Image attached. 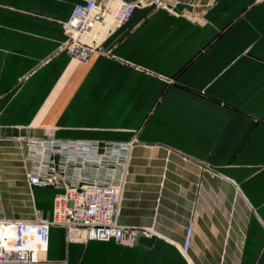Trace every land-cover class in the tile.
Returning <instances> with one entry per match:
<instances>
[{"label":"crops","instance_id":"1","mask_svg":"<svg viewBox=\"0 0 264 264\" xmlns=\"http://www.w3.org/2000/svg\"><path fill=\"white\" fill-rule=\"evenodd\" d=\"M81 1L0 0V220L30 218L29 200L49 218L60 192L25 187L17 138L133 141L117 223L155 235L50 227L46 262L264 264V0H140L86 63L59 50Z\"/></svg>","mask_w":264,"mask_h":264},{"label":"built area","instance_id":"2","mask_svg":"<svg viewBox=\"0 0 264 264\" xmlns=\"http://www.w3.org/2000/svg\"><path fill=\"white\" fill-rule=\"evenodd\" d=\"M155 8L167 10L163 0H152ZM145 3L125 0H82L61 23L65 37L60 51L68 59L86 63L94 53H103L102 39L124 24L132 11ZM23 182L32 188L59 189L51 202L49 218L0 220V264H66L46 262L48 229L61 228L66 243L113 242L135 246L149 239L151 228L117 223L126 169L134 142L104 143L58 140L51 135L16 139ZM192 223H188L179 246L188 250Z\"/></svg>","mask_w":264,"mask_h":264},{"label":"rangeland","instance_id":"3","mask_svg":"<svg viewBox=\"0 0 264 264\" xmlns=\"http://www.w3.org/2000/svg\"><path fill=\"white\" fill-rule=\"evenodd\" d=\"M17 154H18V162H19V165H20V170H21V175H22V179H23V174H22V165H21V161H20V156H19V146L17 147ZM28 194H29V199H30V194L31 192L28 191ZM28 207H29V215L30 217L33 216L34 214L36 216H41V212L39 210H37L34 206H33V203L31 200H29V204H28ZM124 247H133V246H124Z\"/></svg>","mask_w":264,"mask_h":264}]
</instances>
